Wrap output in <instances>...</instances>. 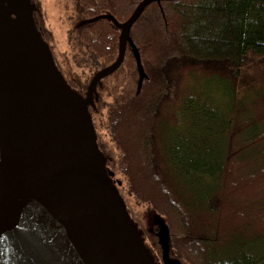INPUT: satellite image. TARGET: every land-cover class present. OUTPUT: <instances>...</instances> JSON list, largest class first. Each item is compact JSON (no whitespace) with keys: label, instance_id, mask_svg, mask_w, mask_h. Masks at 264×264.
<instances>
[{"label":"trees","instance_id":"1","mask_svg":"<svg viewBox=\"0 0 264 264\" xmlns=\"http://www.w3.org/2000/svg\"><path fill=\"white\" fill-rule=\"evenodd\" d=\"M139 1L59 0V68L79 93L118 54L119 28L98 16L123 22ZM129 36L142 79L127 44L91 108L121 195L163 217L183 264H264V0L152 2ZM215 128L210 149L199 134Z\"/></svg>","mask_w":264,"mask_h":264},{"label":"water","instance_id":"2","mask_svg":"<svg viewBox=\"0 0 264 264\" xmlns=\"http://www.w3.org/2000/svg\"><path fill=\"white\" fill-rule=\"evenodd\" d=\"M160 1L174 0H140L120 23L98 16L119 28L118 54L83 93L66 81L33 18L0 17V264H183L170 253L164 220L158 255L146 246L91 115L97 85L122 64L127 44L142 79L129 31Z\"/></svg>","mask_w":264,"mask_h":264},{"label":"rangeland","instance_id":"3","mask_svg":"<svg viewBox=\"0 0 264 264\" xmlns=\"http://www.w3.org/2000/svg\"><path fill=\"white\" fill-rule=\"evenodd\" d=\"M38 2L40 5L38 17L41 21V25L45 28L51 29L49 33L44 36V39L50 42L54 61L56 65L60 67L62 65L61 53L64 46L65 31L68 27V23L65 20L66 15L63 13V9L60 6L59 0H38ZM250 70V65H248L246 71ZM96 90L97 95L95 102L98 98L101 100H107L108 97L105 94L103 83L98 84ZM201 121L205 122L206 118L203 117ZM217 131L219 130L216 128L213 132L209 133L201 131L199 137L201 136L200 141L202 144L207 143L206 146H209L210 149H215L218 147V144L221 141V134L216 133ZM98 139L102 145V148L104 149L105 155L113 159L115 151L110 140L106 136H98ZM205 150H207L206 147ZM125 201L128 212L130 213L132 219L143 231V237L146 246L158 255V248L155 241L158 237V224L161 220L163 221V217L158 215L146 205H136L130 203L126 199ZM214 205L216 206V203H214Z\"/></svg>","mask_w":264,"mask_h":264},{"label":"flooded vegetation","instance_id":"4","mask_svg":"<svg viewBox=\"0 0 264 264\" xmlns=\"http://www.w3.org/2000/svg\"><path fill=\"white\" fill-rule=\"evenodd\" d=\"M39 8H40V5H39L38 0H28V1L27 0H0V17L3 15L5 11V12H8L12 17L22 18L29 24L31 23V18H33L36 28L40 31V34L44 39V36L47 35L51 29L45 28L44 26L41 25V21L39 20V17H38ZM45 41L48 43L50 50L52 51L50 42L47 40ZM52 54H53V51H52ZM98 144L101 150L104 152V149L102 148V145L99 139H98Z\"/></svg>","mask_w":264,"mask_h":264}]
</instances>
